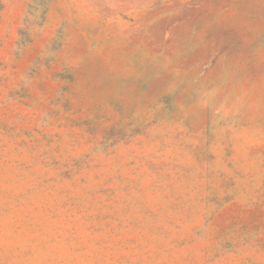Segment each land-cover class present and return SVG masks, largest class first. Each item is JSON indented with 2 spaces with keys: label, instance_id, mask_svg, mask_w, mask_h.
<instances>
[{
  "label": "rangeland",
  "instance_id": "374dc122",
  "mask_svg": "<svg viewBox=\"0 0 264 264\" xmlns=\"http://www.w3.org/2000/svg\"><path fill=\"white\" fill-rule=\"evenodd\" d=\"M0 264H264V0H0Z\"/></svg>",
  "mask_w": 264,
  "mask_h": 264
}]
</instances>
